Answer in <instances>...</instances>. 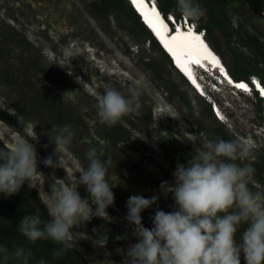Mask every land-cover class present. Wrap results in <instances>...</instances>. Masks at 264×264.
Wrapping results in <instances>:
<instances>
[{
  "label": "rangeland",
  "instance_id": "1",
  "mask_svg": "<svg viewBox=\"0 0 264 264\" xmlns=\"http://www.w3.org/2000/svg\"><path fill=\"white\" fill-rule=\"evenodd\" d=\"M235 1L239 11L233 7L229 9L234 23L240 20L250 32L264 39V12H259L257 8L251 9L249 3ZM2 22L12 25L35 47L40 48L44 61L49 66L66 67V72L72 76L70 78L80 85V91L77 88L64 90L59 86H51L61 98L72 102L79 96L86 99L85 104L80 106V112H83L88 130L79 142L89 143L92 138L98 141L94 133L96 118L91 111L94 94H102L108 87L121 93H127L133 85L139 88V108L121 119L124 123H132L131 138L117 146L119 152L127 158L126 166L121 169L135 183H139L142 178L141 175L135 176L139 173L137 167H133L139 163L158 182L154 187L150 185L141 189V196L145 198L159 197L156 204L146 209L148 212L144 217V227H152L151 217L157 209L173 210V193L168 191L174 183L172 173L177 164L187 166L188 161L211 141L209 137L214 134L215 123L211 116L203 112L208 107L219 126L246 147L247 157L235 161L236 163L249 165L251 160L264 157V118L261 115L264 110H261L263 107L259 106L255 96H233L227 91H223L222 95L212 94L222 110L223 121H220L206 99H197L200 94L190 84L183 85L173 73H167L169 84L183 93L185 104L182 103L178 95L166 91L141 60V56L150 54L142 35L129 36L127 30L118 27L114 14L94 16L82 0H0V23ZM212 35L219 36L217 32ZM222 45L226 59L232 61L234 55L223 42ZM240 50L246 52L243 47ZM157 62L162 67L158 59ZM1 89L4 90V86ZM11 99L12 97H2L0 91V103L7 104L5 110L17 117ZM223 99L227 100V104L222 102ZM159 108L164 112L158 111ZM148 111L152 122L145 125L144 115ZM31 117L34 123H22L24 121L19 119L25 136L16 131L13 125L0 119V138L10 137L14 141L16 137H20L34 144L37 173L32 183L45 202L50 197L54 178L61 179L62 184L74 186L76 178L79 179L81 165L77 157L68 150L56 153L64 162L63 174L59 175L57 167L46 166L43 161L49 157V152L36 131L38 127L44 135V128ZM99 144L103 142L99 140ZM4 145L8 149L12 146L6 141ZM249 182L264 190V185L257 183L252 176ZM77 191L82 198L89 195L84 185L78 186ZM89 203L91 205V201ZM91 206L95 209V205ZM107 213L109 220L93 217L73 229L74 244L90 264H123L118 261V256L125 258L127 249L137 242L134 226L128 223L120 209L113 204L107 209ZM94 228L97 229L96 232L93 231ZM104 234L108 236V243L99 247L94 241ZM241 261L245 264L243 255Z\"/></svg>",
  "mask_w": 264,
  "mask_h": 264
},
{
  "label": "clouds",
  "instance_id": "2",
  "mask_svg": "<svg viewBox=\"0 0 264 264\" xmlns=\"http://www.w3.org/2000/svg\"><path fill=\"white\" fill-rule=\"evenodd\" d=\"M144 1L153 4L157 17L166 28V35L169 38L174 36L177 30L159 9L157 0ZM131 6L138 14L134 5ZM176 6L183 17L193 22H199L204 14L198 0H176ZM139 18L145 25L144 19L141 16ZM148 30L157 37L160 44L158 36ZM196 37H199L204 48L213 50L206 37L197 34L192 38ZM172 47L204 89H198L188 78L189 81L200 96V92L206 94L202 97L209 102L218 119L223 121L222 110L221 113L218 111L220 105L212 94L222 95L223 91H227L232 95V89L236 88V82L227 75L225 64V68L213 70L212 65L207 67L201 59H196L203 56L200 49L199 53L198 50L182 47L178 43ZM162 49L168 53L176 68L173 54L166 47ZM176 69L185 74L179 67ZM242 80L249 87L244 88L247 96H255L256 91L258 96L264 98V86L259 80L252 87L248 80ZM139 95V88L135 85L129 87L127 95L112 87L106 88L102 94H94L98 122L108 126L116 124L122 117L139 108ZM222 102L227 104V100L223 99ZM6 106L0 103V110ZM157 110L164 112L162 108ZM158 114L163 116L160 112ZM261 115L264 118V111ZM50 133L55 155L67 152L75 136L71 125H53ZM5 141L12 146L10 149L0 147V194L11 196L25 182L33 188V177L37 173V153L34 144L23 138L16 137L14 141L10 137L0 138L2 144ZM247 155V149L241 141L217 139L208 141L188 161L187 166L177 164L172 173L174 183L168 191L173 193V210L165 212L157 209L151 217V228L144 227L141 213L156 204L159 197L130 196L126 202V220L134 226L137 242L127 249L123 264H241V255L245 264H264V190H253L249 186V178L254 172L250 165L242 166L235 162L245 159ZM102 156V148L98 150L97 147H91L87 150V167L79 169L80 176L76 178L74 186L62 184L61 179L54 178L50 197L44 202L50 221H43L37 214L24 215L18 232L33 244L38 240H51L62 245L61 250L53 252L55 258L61 251L74 247L75 238L72 233L75 227L93 217L109 220L107 209L114 204V193L106 177L112 161L110 157L101 159ZM43 163L52 168L64 167V162L58 156L55 161L48 157ZM80 185L86 186L89 194L87 198H82L77 191ZM89 201L95 205V209ZM242 225L245 227L237 239V232ZM94 243L104 247L108 243L107 234L99 236ZM30 257L31 252L23 247L9 252L0 246V264H8L10 260L15 261V264H29ZM38 264L48 262L41 259Z\"/></svg>",
  "mask_w": 264,
  "mask_h": 264
},
{
  "label": "trees",
  "instance_id": "3",
  "mask_svg": "<svg viewBox=\"0 0 264 264\" xmlns=\"http://www.w3.org/2000/svg\"><path fill=\"white\" fill-rule=\"evenodd\" d=\"M82 1L94 16L114 14L118 27L127 30L129 36L142 35L143 42L147 43L150 54L141 56V60L155 79L166 88V91L178 95L182 103L185 104L183 93L169 84L167 73H173L183 85H188V82L173 66L169 56L142 23L128 0ZM240 1L251 4L249 5L251 9L257 8L259 12H264V0ZM198 3L204 14L199 22H195L197 28L204 29L208 43L220 56L229 75L236 81L240 79L248 80L250 75H255L264 86V39L260 35L250 32L240 20L234 23L229 14V9L233 7L236 11H239L236 1L198 0ZM157 5L164 14L173 11L176 15H179L176 0H157ZM213 32H217L219 36L213 37ZM222 42L234 55L230 62L226 59ZM240 47L245 48L246 52L240 50ZM157 59L162 63V67H159ZM61 67L49 66L44 61L41 49L35 47L23 33L9 23H0V87L4 86V90L1 89L0 91L2 97H12V106L17 112V117H13L5 109H2L0 110V119L13 125L16 131L25 136L26 133L22 129V123H34L35 121L31 117L33 116L36 123L44 128V135L41 134L38 127L36 131H38L41 143L48 150L49 157H52L54 161L57 156L54 152L55 145L51 143L49 137L53 125H71L75 136L68 150L77 157L81 167H87L88 161L85 158V153L89 148L97 147L98 150L102 148L104 156L101 159L110 157L112 161L106 178L110 186L113 187L114 205L120 209L126 218V202L129 197L141 195L142 188L150 185L154 187L158 182L141 168L140 163L133 166L137 167L139 173L135 176H142L139 183H135L131 176L124 173L121 168L126 166L127 158L119 152L117 145L125 143L131 138L133 125L126 122L125 124L122 120L111 126L100 124L94 107L95 99L91 101V111L96 118L97 126L94 133L98 141L92 138L89 143L79 142V139L83 138L82 135L88 130L83 112H80V106L85 104L86 99L79 96L73 99L72 102L66 98H61L55 92L56 89L51 87L59 86L64 90L66 88L69 90L80 88V85L70 78L72 76L66 72V67ZM254 93L259 106L263 107L261 110H264L262 99L256 91ZM123 94L127 95L128 92ZM197 99L201 101L203 97L197 95ZM203 112L211 116L215 123L214 134L209 137L211 141L217 139L236 140V137L226 133L219 126V122L212 116L209 107ZM20 118L24 122L21 123ZM144 120L145 125L149 121L152 122L149 111L144 115ZM99 140L103 144H99ZM0 147L7 148L2 142H0ZM36 147L40 148L38 145ZM248 164L254 169L251 175L252 178L257 183L264 185V157L251 160ZM57 169L59 175L65 172L63 168L57 167ZM249 186L253 190L259 189L256 184L250 182ZM163 211L170 212L165 208H163ZM147 212V210H144L141 213L142 223ZM31 214L41 216V219L45 222L51 219L37 189L30 188L28 182H25L20 190L11 196L0 194V246L7 248L9 252L14 251L17 247H23L26 251L31 252L29 264H38L41 259L48 262V264H90L75 244L73 248L61 251V254L54 258L53 252L61 250L62 245L51 240H38L33 244L23 237L18 232L19 223L24 215ZM244 227L245 225H242L238 230L237 239H239ZM123 260V256H118L119 262L123 263ZM8 264H15V261L10 260ZM241 264H243L242 261Z\"/></svg>",
  "mask_w": 264,
  "mask_h": 264
},
{
  "label": "bare ground",
  "instance_id": "4",
  "mask_svg": "<svg viewBox=\"0 0 264 264\" xmlns=\"http://www.w3.org/2000/svg\"><path fill=\"white\" fill-rule=\"evenodd\" d=\"M130 2H131V5L133 4L135 9L138 11V15L141 16L144 19V21L146 23L145 25H148V27H149L148 29L152 30L157 35L156 30L152 26V23H150L149 21L154 22L157 25V27L160 28L161 35H157L158 38L162 41V43L164 45H165L166 42L168 43L169 47H166V46L165 47L167 48V50L171 54H173V57L176 60V62H175L176 66L179 67L185 74L183 75L178 69L177 70L186 78V80L192 86V88H194V90H196V89L193 86V84L189 81V79L194 83V85L198 89H200V88L204 89V86L195 77V75L192 74V72L188 68V66L183 65L181 59L177 56V54L174 51L172 45H175L176 43H178L182 47H187L188 46V47H190L192 49H195V50H198V51L200 49V51H202L203 56H201L200 58L196 57V59H201V62L204 63V65H206L207 67L212 65L213 70L217 69V67H219V68L224 67L225 68L223 62L220 60V57L217 55V53H211L210 51H207V48H203V45H202V43L199 40H197L196 38H192L193 35H192V33L190 31L188 33H184V29L179 27V28H177L176 34L174 36H172L171 38H169L168 35H166V31H165L166 28L164 27V25L161 22V20L157 17L155 9H154V6H153L152 3L151 4L146 3L144 0H131ZM189 33H191V36H189ZM156 40H157V37H156ZM191 41L194 42V43H190ZM170 48H171V50H170ZM200 51H199V53H200ZM164 52H166V51L164 50ZM226 74H227V72H226ZM227 75L229 77H231L229 75V73ZM241 81H242V79H240L239 81L234 80V82L239 83V84L243 83ZM262 100H263V104H264V98H262Z\"/></svg>",
  "mask_w": 264,
  "mask_h": 264
},
{
  "label": "built area",
  "instance_id": "5",
  "mask_svg": "<svg viewBox=\"0 0 264 264\" xmlns=\"http://www.w3.org/2000/svg\"><path fill=\"white\" fill-rule=\"evenodd\" d=\"M130 1L131 0H128V2L131 4ZM166 16L173 22V26L175 27L176 30L180 26L187 33L190 31V32H194L193 35L199 34V35H202V37H204V38L206 37V34H205L204 29H198L197 28V24L195 22L190 21L186 17H183L180 13H179V15H176L173 11H169V12L166 13ZM190 43H194V42L191 41ZM203 48H204V46H203ZM207 51H210L211 53H215V51H213L211 49H207ZM217 68H219V67H217ZM256 80H259V78L257 76L250 75L249 78H248V84H249V86L250 87L254 86ZM241 82H243V80ZM242 84H244L247 89L249 88L246 83H242ZM237 85H238V83H236V88H233L232 89L233 90L232 91V95L233 96H236V95H239V94L246 95V92H247L246 89L244 90V88H239V87H237ZM259 96L261 97V95H259ZM261 99H262V97H261ZM262 104H263V100H262ZM218 111L221 113L220 108H218Z\"/></svg>",
  "mask_w": 264,
  "mask_h": 264
},
{
  "label": "snow or ice",
  "instance_id": "6",
  "mask_svg": "<svg viewBox=\"0 0 264 264\" xmlns=\"http://www.w3.org/2000/svg\"><path fill=\"white\" fill-rule=\"evenodd\" d=\"M149 22L152 23V26L154 27V29L157 32V35H161L160 28L157 27V25L154 22H152V21H149ZM189 36H191V33H189ZM196 39L199 40V37H196ZM165 46L166 47H169V45H168L167 42L165 43ZM170 50H171V48H170ZM237 87H239V88H246V86L244 84H238Z\"/></svg>",
  "mask_w": 264,
  "mask_h": 264
},
{
  "label": "water",
  "instance_id": "7",
  "mask_svg": "<svg viewBox=\"0 0 264 264\" xmlns=\"http://www.w3.org/2000/svg\"><path fill=\"white\" fill-rule=\"evenodd\" d=\"M158 40H159V39H158ZM159 42H160L161 46H162L163 48H165L160 40H159Z\"/></svg>",
  "mask_w": 264,
  "mask_h": 264
}]
</instances>
